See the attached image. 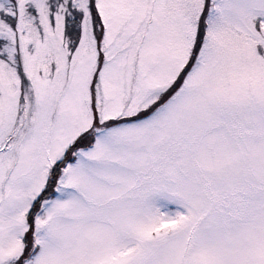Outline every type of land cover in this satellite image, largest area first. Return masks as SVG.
<instances>
[{
	"label": "snow or ice",
	"instance_id": "snow-or-ice-1",
	"mask_svg": "<svg viewBox=\"0 0 264 264\" xmlns=\"http://www.w3.org/2000/svg\"><path fill=\"white\" fill-rule=\"evenodd\" d=\"M0 264H264V0H0Z\"/></svg>",
	"mask_w": 264,
	"mask_h": 264
}]
</instances>
